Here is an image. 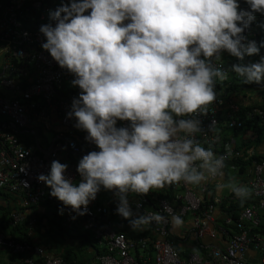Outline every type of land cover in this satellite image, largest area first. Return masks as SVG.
Instances as JSON below:
<instances>
[{
	"label": "clouds",
	"instance_id": "obj_1",
	"mask_svg": "<svg viewBox=\"0 0 264 264\" xmlns=\"http://www.w3.org/2000/svg\"><path fill=\"white\" fill-rule=\"evenodd\" d=\"M244 2L247 9L238 0H69L49 13L53 23L40 27L42 48L74 75L71 84L81 91L67 115L99 149L79 160L78 183L65 177L68 166L59 161L37 177L52 197L83 216L103 188L118 198L116 214L143 231L164 216L132 219L130 193L147 196L224 176L226 155L203 147L196 134L204 131L199 117L217 99V81L228 79L214 64L224 52L241 61L230 68L244 83H264V57L243 63L260 51L244 33L256 13L264 14V0ZM261 32L264 40V26ZM118 121L129 123L118 127ZM227 187L242 203L251 195L246 185ZM171 223L179 229L185 222L172 215Z\"/></svg>",
	"mask_w": 264,
	"mask_h": 264
},
{
	"label": "built area",
	"instance_id": "obj_2",
	"mask_svg": "<svg viewBox=\"0 0 264 264\" xmlns=\"http://www.w3.org/2000/svg\"><path fill=\"white\" fill-rule=\"evenodd\" d=\"M67 3L69 0H0V190L21 198L24 207L10 212L7 226L24 228L22 232L33 238L38 222L32 209L51 205L63 209L64 227L80 226L90 231L97 245L106 249L104 254L91 257L98 264H264V152L258 153L262 155L260 161H252L247 170L246 186L251 190L248 198L253 202L241 211L227 209L235 202L232 192L225 196V208H222L219 197L206 202L211 188L222 177L199 186L184 182L166 186L174 193L175 206L171 200L161 199L153 207L147 199L159 195L153 191L147 196L130 193L132 219L151 213L164 216L163 223L152 221L147 226L148 235L133 240H128L126 233L120 232L135 231L127 230L129 221L116 214L119 200L113 192L107 197L101 188L96 199L88 205L87 214L79 216L52 197L50 188L38 181L40 174L50 173L53 161H59L68 166L65 177L78 183L81 179L77 172L79 160L90 151H99L94 143L85 139L87 133L75 127V118L67 115L72 110L73 99L81 91L71 84L74 75L61 68L42 48L46 38L40 27L53 23L49 13ZM263 26L264 20L255 16L245 30L247 40L255 41L260 51L257 55L245 57L243 62L255 63L264 57ZM227 55L224 52L220 61L214 60L217 67L228 73V79L217 81V99L209 106L208 114L199 117L204 129L196 134L200 141L215 143L216 137L209 125L214 120L216 128L220 121L218 116L225 118L228 128L242 127V121L235 118L240 105H249L248 118L264 125V109L256 105L264 103V84L245 87L243 79L230 68L241 61L237 58L223 61ZM239 88L245 92L237 91ZM239 97L245 104L239 103ZM43 121H47L49 127L59 126L46 147L40 144L45 140L41 130L46 127ZM128 123L118 121L117 126ZM229 147L221 154L226 155V160L242 157L241 152H234L231 147L229 153ZM254 152L249 150L247 158ZM25 181L29 187L25 186ZM217 208L220 211L218 219L214 216ZM172 215H180L184 222L189 217L191 227L184 224L180 233L175 234ZM174 237L178 241L193 239L207 252L191 251L181 257L174 247ZM205 238L218 242L202 244ZM0 249L13 258L14 264H71L32 240L19 241L11 237L8 230L0 232ZM88 253L91 256L92 249Z\"/></svg>",
	"mask_w": 264,
	"mask_h": 264
},
{
	"label": "trees",
	"instance_id": "obj_3",
	"mask_svg": "<svg viewBox=\"0 0 264 264\" xmlns=\"http://www.w3.org/2000/svg\"><path fill=\"white\" fill-rule=\"evenodd\" d=\"M240 7L242 9H247L248 5L244 2V0H238ZM255 16L258 17H263L264 18V14H260V13H256ZM245 63V62H243ZM264 83L261 84H256V83H251V84H247L245 83L244 86L245 87H252V86H261ZM217 87V86H216ZM236 88H238V86H236ZM233 89L235 90V87H233ZM237 91L240 92H245V90H241L240 88L237 89ZM256 105H258L260 108L264 109V103H256ZM250 109L249 105H240L239 106V111L236 113L237 120L242 121L243 125L240 128H228L225 125V118H220L218 116V118L220 119L218 126H216L215 130H214V136L216 137V140L214 141L215 143L212 142H204V141H200V143L202 144L203 147L207 148H211L214 153L217 156H220L224 151L225 148L227 146H230L233 151H237V152H241L242 157L238 158V159H228L225 160V168L223 169L225 175L229 172L232 171V173L239 175V177L242 178V182L243 185H246L247 182V170L248 168L251 166L252 161H257L259 162L262 155L258 154L256 151L257 149L261 152H263V148L262 145H264V125H262L259 121L257 122V120L252 121L250 118H248L247 116V111ZM227 121V120H226ZM233 140L235 141V144L232 145ZM254 149V153L253 155H251V157L247 158L249 156V150ZM236 168V170H235ZM228 177V176H226ZM169 190L166 189L165 193H161L156 197H147L148 201H150V203L152 204L153 207H156L158 201H160L161 199H168L169 200V196L166 195V193H168ZM103 192L105 194V196L110 195L112 192L111 191H107L103 189ZM170 193L172 191H169ZM212 195H210L208 198H206V202L210 203L213 202L214 199H217V197L215 196L214 193H211ZM219 199H221L222 201V208H225V205H227V198L220 196ZM253 202L252 199H245L243 201V203L241 202V200L239 198H237L235 196V202L231 203V206L228 207L227 209L230 210H237V211H241L243 209V207L248 206L249 204H251ZM50 207H52L51 205H49ZM53 209H55L58 212V221H59V227L60 230L67 235L68 237H70V239H73L75 241L78 242V247L74 250V251H67L62 257L67 260L68 262H70L71 264H91L90 261L93 260V258H91L93 255L96 254H104L106 249L104 247H99V245H97V243L94 240V237L92 235V233L90 231L84 230L83 228H80V226H75L76 228H67L63 226V219L64 216L63 214H61V211L57 208L52 207ZM11 209L7 208L4 212V214L2 215V229L8 230L11 237L16 238L19 241H31V238H29L27 235H25L22 230L24 228H14L11 229L7 226V218L10 214ZM37 222L39 225L42 221V217H40V215H37ZM3 230V232L5 231ZM120 232H124L126 233V238L128 240H133L135 237H139V236H146L148 235V231L145 230L143 233H141V231L137 230L134 233L132 232H128L126 230H122ZM173 243H174V247L175 249L178 251L179 255L181 257H186V255L189 252H196L194 250H190V251H182L178 245V240H176V238H173ZM214 242V241H212ZM196 245V244H195ZM198 248H196L197 252L199 253H205L207 252L206 249L200 247L197 245ZM92 249V254L91 256H88V258H86L87 254L89 255V250ZM4 252L7 254V252L4 250ZM3 253V252H2ZM91 259V260H90ZM94 264H98L96 261Z\"/></svg>",
	"mask_w": 264,
	"mask_h": 264
},
{
	"label": "crops",
	"instance_id": "obj_4",
	"mask_svg": "<svg viewBox=\"0 0 264 264\" xmlns=\"http://www.w3.org/2000/svg\"><path fill=\"white\" fill-rule=\"evenodd\" d=\"M239 103L240 104H245V102L243 101L242 97L238 98ZM43 123H45L46 127L42 128V135L45 137L44 133L45 132H50L51 133V137L53 134L58 132V124H54L53 127L50 126L49 127V123L47 121H43ZM182 135V134H181ZM235 144V141L233 140V142ZM42 146L46 147L48 144V140L45 137V140L42 141L40 143ZM202 145V144H201ZM262 148L264 149V145H262ZM228 176V177H226ZM234 184L236 186L239 185H243L242 182V178L239 177V175H236L234 173H232V171H229L226 175L224 174V176L222 178L219 179V183L218 184H223L225 185V187L222 189V191H217V185L215 184L212 188H211V192L209 193V196L211 193H214L216 197H225L226 195L231 193V190L229 187H227V185L229 184ZM155 194H161V193H165L166 188H162V189H154L152 190ZM166 195L169 196V200H171V203L175 206L176 203L173 200V192H169L166 193ZM212 195V194H211ZM108 197V196H107ZM20 199L18 196L5 192L3 190H0V232H3L2 229V215L4 214L5 210L7 208L12 210L15 209H24L23 204L20 202ZM10 211V212H11ZM32 212L40 215V217H42V221L41 223L38 225V228L36 230V232L33 235V238H31V240L34 243H38L41 246H46V249L51 252L54 253L55 255L58 256H63L68 250L69 251H74L77 247H78V242L70 239V237H68L67 235H65L59 227V221H58V212L53 209L52 207H50L49 205H40L35 207L34 209H32ZM220 215V211L219 209H215L214 211V216L218 219ZM220 222V221H218ZM188 228L191 227V223L189 220V217L187 218V220L184 223ZM123 229V228H121ZM132 228L130 227V225L128 226L127 230H131ZM180 229H174L173 228V232L175 234H179L180 233ZM40 236H42L40 238ZM195 240L191 239L190 241H178V245L180 247V249L182 251H190V250H194L197 252L196 248L197 244L194 242ZM217 243L218 240H215L214 242L210 241L209 239L205 238L201 243L202 244H212V243ZM196 244V245H195ZM43 246V247H44ZM5 253L2 249H0V255ZM86 258H88V254L86 256ZM91 260V259H90ZM9 263H13L14 264V260L11 256H9L8 254L5 253V264H9ZM91 264H94L95 262L93 260L90 261ZM1 264V263H0Z\"/></svg>",
	"mask_w": 264,
	"mask_h": 264
},
{
	"label": "rangeland",
	"instance_id": "obj_5",
	"mask_svg": "<svg viewBox=\"0 0 264 264\" xmlns=\"http://www.w3.org/2000/svg\"><path fill=\"white\" fill-rule=\"evenodd\" d=\"M232 58H235V57H232V56H228L227 58H223V61H226V60H228V59H232ZM247 63H250V62H247ZM44 135H45V137L47 138V140H48V143H50V141H51V133L50 132H45L44 133ZM42 236H40V238H41ZM44 246V245H43ZM45 248H46V246H44ZM88 256H90V255H88ZM0 263L1 264H5V253H3V254H1L0 255ZM9 264H13V263H9Z\"/></svg>",
	"mask_w": 264,
	"mask_h": 264
}]
</instances>
